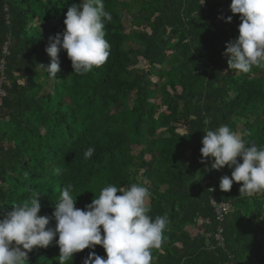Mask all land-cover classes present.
Here are the masks:
<instances>
[{"label":"trees","instance_id":"obj_1","mask_svg":"<svg viewBox=\"0 0 264 264\" xmlns=\"http://www.w3.org/2000/svg\"><path fill=\"white\" fill-rule=\"evenodd\" d=\"M79 3L0 0L3 210L39 195V215L51 216L68 183L80 209L109 184H141L151 192L149 215L170 221L151 264H264V193L240 194L242 182L222 191L233 169H211V157L201 163L206 128L227 125L264 147V69L230 70L223 55L239 34L231 0H104L106 63L79 75L61 50L52 79L41 66L51 62L49 37ZM93 250L106 257L102 246ZM93 250L66 264H83ZM59 254L54 240L26 264H58Z\"/></svg>","mask_w":264,"mask_h":264},{"label":"clouds","instance_id":"obj_2","mask_svg":"<svg viewBox=\"0 0 264 264\" xmlns=\"http://www.w3.org/2000/svg\"><path fill=\"white\" fill-rule=\"evenodd\" d=\"M229 9L240 14V24L237 38L226 43L223 53L230 57L228 68L242 73L250 72L253 66L264 69V0H231ZM219 18L226 23L232 21V16ZM111 19L104 0H80L69 7L64 31L49 37L45 49L51 62L46 68L41 66L49 77L56 79L61 70V50L66 51L74 73L79 75L105 64L111 47L105 39V23ZM204 124L209 125L210 120L205 119ZM202 145L201 163L211 157V169H233L231 177H221L222 191H230L234 182H242L240 194L264 193V147L245 141L227 125L206 128ZM93 154L94 148L89 147L83 155L89 159ZM73 187L71 183L64 186L51 216L39 215V195L13 204L6 212L0 205V264H26L29 252L46 249L54 240L59 246L58 264H66L75 253L93 250L97 245L103 247L106 257L93 250L83 264H151L152 249L162 246L170 221L167 215L155 219L149 215L148 187L133 183L123 189L109 184L84 209L75 207ZM52 219L55 227L50 226Z\"/></svg>","mask_w":264,"mask_h":264},{"label":"rangeland","instance_id":"obj_3","mask_svg":"<svg viewBox=\"0 0 264 264\" xmlns=\"http://www.w3.org/2000/svg\"><path fill=\"white\" fill-rule=\"evenodd\" d=\"M125 24H127V26H128V22L127 23H125ZM145 64H143V63H141V64H139L138 66L140 67V68H144L145 66H144ZM136 153V149L133 147V154H135ZM195 229H192V234H194L195 233V231H194ZM258 239L260 240V241H263L264 240V235H260L259 237H258Z\"/></svg>","mask_w":264,"mask_h":264},{"label":"built area","instance_id":"obj_4","mask_svg":"<svg viewBox=\"0 0 264 264\" xmlns=\"http://www.w3.org/2000/svg\"><path fill=\"white\" fill-rule=\"evenodd\" d=\"M220 208L225 211L227 207L225 205H220Z\"/></svg>","mask_w":264,"mask_h":264}]
</instances>
